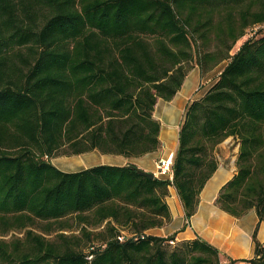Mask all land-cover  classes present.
Returning a JSON list of instances; mask_svg holds the SVG:
<instances>
[{
  "label": "trees",
  "instance_id": "obj_1",
  "mask_svg": "<svg viewBox=\"0 0 264 264\" xmlns=\"http://www.w3.org/2000/svg\"><path fill=\"white\" fill-rule=\"evenodd\" d=\"M223 60L187 107L172 182L128 165L67 173L52 163L158 150L157 101L194 65L205 76ZM228 137L239 143L236 173L216 202L262 222L264 0H0V264H221L199 237L147 231L170 222L169 187L189 222ZM257 231L248 264H264Z\"/></svg>",
  "mask_w": 264,
  "mask_h": 264
},
{
  "label": "crops",
  "instance_id": "obj_2",
  "mask_svg": "<svg viewBox=\"0 0 264 264\" xmlns=\"http://www.w3.org/2000/svg\"><path fill=\"white\" fill-rule=\"evenodd\" d=\"M213 75L214 71L201 76L199 66L194 65L170 101H157L153 118L160 123V147L151 154L127 158L101 154L94 150L80 155L59 156L55 158L57 163L53 159L52 163L67 173L82 171L95 165H133L140 170L155 173L159 159L171 158L173 161L178 149L179 129L187 107L193 100L203 97L216 82L217 78L213 81ZM232 142H235L233 138L223 145V149L219 146L220 153L216 155L217 169L200 192L196 212L189 222L186 221L176 190L169 187L165 202L169 207L171 220L162 227L148 230L147 234L158 237L175 234V243L199 237L220 251L221 264H248L246 261L254 256L255 244L252 235L257 225V239L264 246V221L259 222L253 209L241 217H234L222 211L216 202L221 187L236 173L237 150L235 153L226 152V148L234 147ZM155 177L164 179L161 175Z\"/></svg>",
  "mask_w": 264,
  "mask_h": 264
},
{
  "label": "rangeland",
  "instance_id": "obj_3",
  "mask_svg": "<svg viewBox=\"0 0 264 264\" xmlns=\"http://www.w3.org/2000/svg\"><path fill=\"white\" fill-rule=\"evenodd\" d=\"M254 29H255L256 31H258V30L260 29V27H255ZM251 33H252V31H248L247 35H246L243 39L241 38L238 42H236V44L234 45V47L229 51V55H230V56L233 55V54L236 52L237 47L242 43V41H243L244 39L248 38V36L251 35ZM227 63H228V60H223V61L220 62V63H219V64H218L213 70L209 71L207 74H210L211 72L214 71V75H213V81H214L216 78H218V76H219V74H220V71L223 70V68L226 66ZM231 138H232V137H228L227 139H225L223 142H221L219 145L216 146V148L214 149V152H213L215 158H216V155L220 153V151H219V146H220L221 149H223V145L227 144V142H228L229 139H231ZM234 141H235V142H232V145H233L234 147L231 146V147H229V148H226V152H229V153H235L236 150H237V154H238L239 143H238V141H236L235 139H234ZM232 148H234V149H232ZM221 152H223V151H221ZM237 154H236V158H237ZM56 161H57V160H56L55 158H53V162L57 163ZM235 162H236V160H235ZM70 221H73V220H70ZM73 225H75V224H73ZM67 233H69V232H67ZM74 233H78V232H77V231H74ZM173 245H174V244H173ZM173 245H172V246H173Z\"/></svg>",
  "mask_w": 264,
  "mask_h": 264
},
{
  "label": "built area",
  "instance_id": "obj_4",
  "mask_svg": "<svg viewBox=\"0 0 264 264\" xmlns=\"http://www.w3.org/2000/svg\"><path fill=\"white\" fill-rule=\"evenodd\" d=\"M238 48V47H237ZM172 159L166 158V159H159L156 163V171H154V175H161L164 177V179L172 182L173 181V172H172ZM125 233H123L122 236L119 237V239L122 241L124 238ZM170 245H173L174 242L170 241Z\"/></svg>",
  "mask_w": 264,
  "mask_h": 264
},
{
  "label": "water",
  "instance_id": "obj_5",
  "mask_svg": "<svg viewBox=\"0 0 264 264\" xmlns=\"http://www.w3.org/2000/svg\"><path fill=\"white\" fill-rule=\"evenodd\" d=\"M128 166H130L131 168H134L137 171V173H139L142 176H145V177H147L149 179H154L155 178V175L152 172L140 170V169H138L135 166L133 167V165H128Z\"/></svg>",
  "mask_w": 264,
  "mask_h": 264
}]
</instances>
